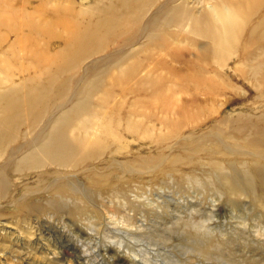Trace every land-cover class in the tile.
I'll use <instances>...</instances> for the list:
<instances>
[{"label":"bare ground","instance_id":"6f19581e","mask_svg":"<svg viewBox=\"0 0 264 264\" xmlns=\"http://www.w3.org/2000/svg\"><path fill=\"white\" fill-rule=\"evenodd\" d=\"M105 1L89 15L85 13L88 19L82 26L61 18L67 32L63 59L57 54L53 59L49 57L53 62L49 64L50 70L38 66L34 78L9 84L8 68L14 54L0 60V75L3 74L0 77V259L10 258L21 264H44V261L57 264L62 253L44 244L46 239L39 229L42 220L56 226L61 224L59 230L67 233L71 231L64 218L97 225L101 212L94 198L108 196L111 200L125 201L131 207L133 201L127 200L130 191L172 172L178 177L184 176L180 169L183 163L189 167L190 181L200 182L203 175L214 179L211 185L219 190L229 184L236 193H251L256 197V186H264V0ZM190 2L193 7L188 5ZM54 10L59 16L69 9L57 5ZM150 10L151 14L144 20ZM2 20L0 27L4 28ZM171 23L187 27L189 33L203 36L210 42L201 56L204 64L219 60L217 65L224 68L227 59L234 55L239 75L253 83L256 101L261 104L256 122H253L254 131L246 127L250 123L246 117L230 120L233 131L242 140L240 147L253 150L248 154V164L242 148L224 144L216 134L202 133L194 137L189 132L181 135L172 130L156 134L155 127L144 121L150 114L122 113L119 109L105 112L110 99L108 93H103L99 99L102 107L98 122H91L83 115L91 109L90 96L102 85L109 71L108 68L98 70L95 61L84 66L82 61L112 42L120 46L115 54L123 52L136 44L138 35L145 37L148 43L157 42V32ZM31 26L30 33L35 35L45 36L51 32L48 25ZM30 33L25 35L23 44L32 47L28 43L35 35L31 37ZM24 50L31 51L30 57L34 55L40 60L47 53L40 47ZM65 67L76 73L82 84L81 92L74 89L73 97L83 93V98L71 103L65 96L73 89L72 83L64 77ZM134 72L135 63L131 62L122 67L118 76L125 79ZM87 73L95 75L85 77ZM149 75L154 73L147 74L144 79ZM211 77L214 86L224 78L218 68L211 72ZM156 85L150 84L151 91L158 90ZM78 116V123L70 130L68 125ZM130 141L137 145L135 152L130 149ZM169 142H173L175 148H170ZM143 146L147 147L145 151H142ZM197 146L198 150L213 147L220 160L216 158L227 160L226 164L210 170L213 175L204 172L201 163L192 155ZM233 163H240L241 174L233 168ZM222 176L226 177V183H222ZM260 202L263 203L261 199ZM107 216L110 219L111 215ZM202 224L192 223L189 230L193 234L204 232L208 227L204 229L205 224ZM68 236L73 238V251L82 253L80 256L85 258L80 264H110L114 258L107 252L112 242L103 245L107 258L97 245L89 248L90 242ZM218 245L219 241L207 238L197 242L196 248L215 250ZM148 260L144 259L147 263ZM65 264L69 263L65 261Z\"/></svg>","mask_w":264,"mask_h":264},{"label":"rangeland","instance_id":"374dc122","mask_svg":"<svg viewBox=\"0 0 264 264\" xmlns=\"http://www.w3.org/2000/svg\"><path fill=\"white\" fill-rule=\"evenodd\" d=\"M105 3V0H0V20L3 19L1 24H4V28L0 27V60L14 54L8 68V83L34 78L38 66L50 70L49 64L53 62L49 59H53L55 54L63 59L67 32L61 18L82 26L88 19L85 13L89 15L94 8ZM57 5L68 8V12L57 16L54 10ZM188 5L193 7L191 2ZM151 11L146 13L144 20ZM31 25H48L51 32L45 36L32 34ZM29 33L31 37L35 36L28 44L47 51L42 56L43 60L34 55L30 57L31 51L24 50L32 49L23 44L25 35ZM157 35V42L151 43L138 35L136 44L118 54L115 53L120 46L112 42L104 50L82 61L83 66L95 61L98 70L108 68L109 71L102 85L90 96L91 109L83 115L91 122H98L102 107L99 99L103 93H108L110 99L108 106L104 108L105 112L119 109L122 113L136 111L139 114H150L144 121L155 127L156 134H166L171 130L181 135L189 132L194 137L212 133L224 144L227 142L228 145L235 144L242 148L239 145L242 140L233 131L230 120L234 117H246L250 122L246 127L253 132L256 126L253 122H256L261 104L256 101L257 92L253 83L239 75L235 56L227 59L224 68L217 65L219 60L204 64L201 56L210 42L203 36L189 33L187 27L180 28L174 23L164 25ZM131 62L135 63V72L125 79L120 78L118 75L122 67ZM28 63L32 67H26ZM216 68L220 69L224 78L214 86L211 72ZM65 69L64 77L73 87L65 93L66 100L71 103L83 98V93L73 97L74 89L81 92L82 84L76 73L70 68ZM152 72L154 75L144 79ZM94 75L95 73H87L85 77ZM152 82L157 84L158 90L151 91L149 86ZM79 117L70 122V130L75 128ZM129 144L131 151L135 152L136 143L130 141ZM168 145L171 148L173 142ZM143 148L142 151L147 149L146 146ZM242 149L247 154L245 162L248 164V154L253 150ZM154 150L156 148L152 149L153 152ZM217 152L211 146H205L202 150H198L197 146L192 155L201 163L204 172L213 175L210 170L218 165L223 166L227 161H219ZM232 166L239 174L242 173L240 163H233ZM180 169L184 176L178 177L172 172L154 179L149 185L130 191L127 200L133 201L131 207L125 201L111 200L108 196L94 198L93 202L101 212L97 225L71 222L69 218H64V223L71 231L67 233L68 231L59 230L61 224L56 226L42 220L39 229L46 239L43 240L44 244L50 248L55 247L62 253L57 264H65V261L80 264L85 259L80 256L82 253L73 251V238L70 239L68 235H73L74 240L90 242L89 248L97 245L104 257L109 258L108 254L113 256L110 264H264V186H256V197L251 193H236L229 184L224 190H219L211 185L214 179L203 175L200 182L190 181L187 163H183ZM74 178L79 181L78 177ZM221 181L226 183V177L222 176ZM82 182L89 188L83 179ZM107 215H111L110 219ZM114 222L119 224L118 228ZM198 222L205 224H202L204 229L208 227L205 233L200 231L193 234L189 230L192 223ZM207 238L219 241L218 247L215 250H197L196 243ZM107 242L112 244L105 255L103 245ZM133 258L138 260L134 261ZM144 259H149L148 263ZM42 263L47 264V261ZM0 264H21V261L18 263L10 258H1Z\"/></svg>","mask_w":264,"mask_h":264}]
</instances>
